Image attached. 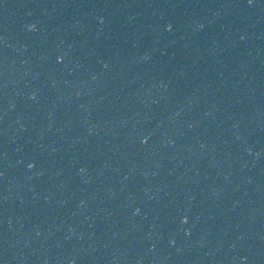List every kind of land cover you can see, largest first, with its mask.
I'll use <instances>...</instances> for the list:
<instances>
[{
  "label": "snow or ice",
  "instance_id": "6c2138e0",
  "mask_svg": "<svg viewBox=\"0 0 264 264\" xmlns=\"http://www.w3.org/2000/svg\"><path fill=\"white\" fill-rule=\"evenodd\" d=\"M249 2H251V0H249ZM29 167H31V165H29Z\"/></svg>",
  "mask_w": 264,
  "mask_h": 264
},
{
  "label": "clouds",
  "instance_id": "9594fccd",
  "mask_svg": "<svg viewBox=\"0 0 264 264\" xmlns=\"http://www.w3.org/2000/svg\"><path fill=\"white\" fill-rule=\"evenodd\" d=\"M31 27V26H30Z\"/></svg>",
  "mask_w": 264,
  "mask_h": 264
}]
</instances>
